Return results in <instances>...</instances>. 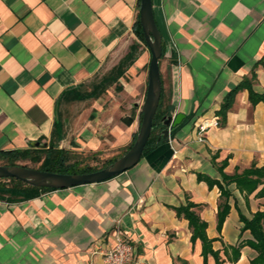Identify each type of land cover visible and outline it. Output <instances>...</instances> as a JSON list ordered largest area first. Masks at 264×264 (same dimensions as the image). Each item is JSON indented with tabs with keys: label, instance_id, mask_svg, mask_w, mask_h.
Returning <instances> with one entry per match:
<instances>
[{
	"label": "crops",
	"instance_id": "0c3cea01",
	"mask_svg": "<svg viewBox=\"0 0 264 264\" xmlns=\"http://www.w3.org/2000/svg\"><path fill=\"white\" fill-rule=\"evenodd\" d=\"M151 1L162 45L160 110L184 117L116 176L0 198V264H103L118 231L134 247L130 264H203L201 240L191 241L187 219L174 209L188 201L223 264H250L256 256L244 244L233 260L232 247L252 239L239 216L264 209V195H256L263 184L249 194L229 184L230 209L218 231L220 190L197 175L220 180L223 160L227 174L264 166V101L251 104L240 89L223 125L210 127L203 141L197 127L217 117L225 94L252 70L253 90L264 92V0ZM139 6L140 0H0V151L39 141L109 159L129 148L150 60L135 33ZM120 64L123 73L103 88ZM85 85L101 92L82 99L91 94ZM206 264H215L212 255Z\"/></svg>",
	"mask_w": 264,
	"mask_h": 264
},
{
	"label": "trees",
	"instance_id": "16d2710c",
	"mask_svg": "<svg viewBox=\"0 0 264 264\" xmlns=\"http://www.w3.org/2000/svg\"><path fill=\"white\" fill-rule=\"evenodd\" d=\"M135 33L144 42L143 32L139 23V18L135 21ZM135 45L132 44L130 52L128 54V60L131 61L135 53ZM264 62V60L262 59ZM123 73L122 65L120 64L115 72L113 78H104L102 84H111L116 81L117 78ZM256 78L255 72L252 70L250 77H244L236 86L231 88L224 96L220 108L216 111V116L219 119V125H223L226 120V114L231 107L234 96L236 92L240 89H247L248 98L251 104H255L259 101H264V92L257 93L253 90L252 84ZM101 91H98V86L94 88L91 94H83L82 99L88 96H97ZM139 124L141 121L142 113L139 114ZM164 117L163 112L160 110V100L158 103L157 110L155 112L152 126L153 130L148 138L144 151L149 150L153 146L157 145L160 141L165 138L158 140L160 131L164 128L162 124V118ZM139 128V125H138ZM138 131V129H137ZM136 131V133H137ZM136 133L133 135L132 142L136 137ZM132 144V143H131ZM41 148H45L41 153L43 154V163L38 169L49 170L62 173H83L96 170L101 168L112 161H114L118 156L106 159L105 163L100 167L93 165L83 164L80 165L79 161H71V157L76 152L69 151L63 148H57L54 146L40 147V146H30L23 149H12L7 151H0V159L3 160V165H14L17 164L19 160L31 159L33 161H39L41 159V153L38 151ZM87 157L91 159H97L99 155L96 153H87ZM227 161L223 160L218 166V171L220 173L221 179H213L207 175L198 174V179L205 180L208 186L217 185L219 193V202L217 210V224L216 228L220 231L222 223L229 212L230 205L228 203L229 197L231 196V191L228 188L229 184L235 183L236 187L240 191H244L246 194L251 193L258 184H263L259 191L256 193L258 196L264 195V166L257 167L255 163L247 168H244L241 172L235 171L233 174H227L223 171ZM21 165V164H18ZM25 166V165H24ZM41 189H54V188H39L26 185L25 183L16 180L15 178H0V198L6 197L10 200L30 198L37 194V191ZM197 205L193 202H186V204L174 207L176 214L178 216H183L188 221L189 228L191 230V241L193 242L196 238H199L202 242V256L203 264H206L207 255L210 254L215 260V264H223V260L220 259L219 251L212 248V239L208 238L206 235V221L200 218V216L192 208ZM240 221L243 222L242 230H249L252 239L247 240L245 243L240 242L236 247H232L233 260H236L239 256V249L244 244L249 245L256 251V256L250 259V264H264V209L255 211L250 218H247L240 214Z\"/></svg>",
	"mask_w": 264,
	"mask_h": 264
},
{
	"label": "water",
	"instance_id": "95a60500",
	"mask_svg": "<svg viewBox=\"0 0 264 264\" xmlns=\"http://www.w3.org/2000/svg\"><path fill=\"white\" fill-rule=\"evenodd\" d=\"M139 23L143 32L144 42L150 51L148 66V82L145 98L141 105V121L136 137L129 148L111 163L93 171L83 173H62L41 170L24 165L0 164V178H15L26 185L39 188H68L72 186L97 183L116 176L134 166L141 158L148 138L153 130L152 122L161 95V76L159 59L162 55L161 36L154 20L152 1L140 0ZM183 114L164 116L158 140L167 138L169 128L180 123ZM33 146H40L36 141Z\"/></svg>",
	"mask_w": 264,
	"mask_h": 264
},
{
	"label": "built area",
	"instance_id": "2783aa9c",
	"mask_svg": "<svg viewBox=\"0 0 264 264\" xmlns=\"http://www.w3.org/2000/svg\"><path fill=\"white\" fill-rule=\"evenodd\" d=\"M219 125L217 117L205 118L197 127V135L203 141L210 127ZM134 253V247L122 232L114 235L113 242L103 252V264H130Z\"/></svg>",
	"mask_w": 264,
	"mask_h": 264
},
{
	"label": "rangeland",
	"instance_id": "374dc122",
	"mask_svg": "<svg viewBox=\"0 0 264 264\" xmlns=\"http://www.w3.org/2000/svg\"><path fill=\"white\" fill-rule=\"evenodd\" d=\"M101 84H102V82H101ZM112 86L113 85L108 87V85L103 84L102 87L105 88V89L108 88V90H110L112 88ZM92 88H95V87L91 86V85L90 86L89 85H85L82 90L85 91V92H89L90 93V92H92L91 91ZM89 103H90V100L86 101L84 106L81 107V109L85 110V109L89 108V106H90ZM81 109H80V111H81ZM69 112L72 113L73 109H70V111H68V113ZM40 147H42V146H40ZM44 150H45V148H41L38 151H40V153H41ZM87 155H88L87 153H77L76 152L75 154L72 155L70 160L71 161H74V160L79 161L80 165L88 164V165H93V166H96V167L102 166V164H104L105 161H106V159L103 158L104 156H99L97 159H91V158H88ZM2 163H3V160L0 159V164H2ZM42 163H43V154L42 153H41V159L39 161H33L31 159H25V160L17 161V164L25 165V166L32 167V168H38V167H40L42 165Z\"/></svg>",
	"mask_w": 264,
	"mask_h": 264
}]
</instances>
